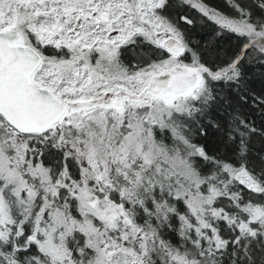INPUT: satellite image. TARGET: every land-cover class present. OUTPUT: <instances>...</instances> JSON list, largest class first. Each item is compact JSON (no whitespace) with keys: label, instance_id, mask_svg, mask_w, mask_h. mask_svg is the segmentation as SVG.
Masks as SVG:
<instances>
[{"label":"snow or ice","instance_id":"obj_1","mask_svg":"<svg viewBox=\"0 0 264 264\" xmlns=\"http://www.w3.org/2000/svg\"><path fill=\"white\" fill-rule=\"evenodd\" d=\"M0 264H264V0H0Z\"/></svg>","mask_w":264,"mask_h":264}]
</instances>
